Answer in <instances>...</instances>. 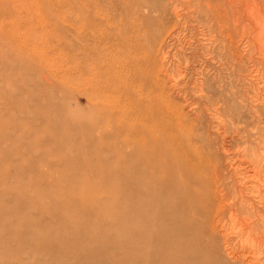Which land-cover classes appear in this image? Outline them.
<instances>
[{
    "label": "rangeland",
    "instance_id": "obj_1",
    "mask_svg": "<svg viewBox=\"0 0 264 264\" xmlns=\"http://www.w3.org/2000/svg\"><path fill=\"white\" fill-rule=\"evenodd\" d=\"M141 1L0 0V264H162L161 246L141 236L135 213L131 185L150 175L131 169L130 124L107 121L98 109H110V90L95 103L97 78L87 73L115 63V26ZM148 1L167 11L155 42L171 74L164 96L226 187L224 201L211 204L219 234L246 248L242 216L249 214L234 208L252 212L264 193V0H232L233 7L211 0L209 21L201 0ZM166 221L173 231V223H188L198 233L204 216L174 209ZM168 248L170 257L177 247Z\"/></svg>",
    "mask_w": 264,
    "mask_h": 264
},
{
    "label": "bare ground",
    "instance_id": "obj_2",
    "mask_svg": "<svg viewBox=\"0 0 264 264\" xmlns=\"http://www.w3.org/2000/svg\"><path fill=\"white\" fill-rule=\"evenodd\" d=\"M201 1L207 8L203 12L205 19H213L211 0ZM231 3L232 0H227V5L232 6ZM127 7L129 12L117 22L112 41L113 47L121 55L114 57L115 63H95L87 73L97 78L95 87L91 90L95 99L99 100L104 96L103 92L107 88L110 90V98L107 100L110 109L105 110L101 106L98 109L107 121H112V126L116 128L121 120L126 119L130 124L131 133L127 135V140L134 142L131 151H128L133 174L147 172L150 175L147 182L142 180L141 183L133 182L131 185L135 206L141 213L138 214V209L135 211L142 220L141 236H151L154 243L161 246L156 256L161 259L162 264H264V193L260 194V204L253 205L252 212L247 211L243 204L235 206V211L249 214L242 216V230L248 246L236 249L231 246L224 233L219 234L220 213L216 210L217 207L213 210L211 205L214 201L216 204L223 202L226 196L224 183L220 185L219 171L217 168L210 169L205 163V155L192 146L191 135L185 131L182 112L164 96L168 91L166 84L171 74L161 64L164 55L157 58L160 46L155 45V42L160 36V27L164 26L166 7L162 3L148 0ZM121 48L126 49L124 53ZM113 68L115 70L112 71ZM184 92L186 93L185 89ZM100 101L95 100V103H101ZM148 123L155 126V134L142 133L143 129L147 130L146 127L150 126ZM108 126L110 125H107V130ZM145 143L152 149H141L140 145ZM141 162L148 165V170H143ZM251 176L246 178L250 179ZM174 200L180 205L173 206ZM174 209L186 217L203 215L204 225L199 227L197 233V227L193 228L191 224L173 223L176 229L173 231L166 220ZM230 212V215L234 214ZM152 223H156L155 230L150 228ZM182 229L187 233H182ZM205 230L213 242V248L210 247L209 251L213 255L209 263H204L208 252L203 247L202 232ZM171 244H175L177 249L169 257L166 251Z\"/></svg>",
    "mask_w": 264,
    "mask_h": 264
}]
</instances>
